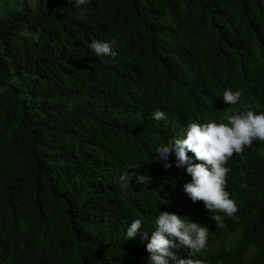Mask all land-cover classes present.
Returning <instances> with one entry per match:
<instances>
[{"label":"trees","instance_id":"trees-1","mask_svg":"<svg viewBox=\"0 0 264 264\" xmlns=\"http://www.w3.org/2000/svg\"><path fill=\"white\" fill-rule=\"evenodd\" d=\"M162 1L90 0V22L116 35L118 51L94 68L61 58L76 34L25 18L24 0L0 12V264H146L126 227L142 220L135 206L152 210L171 186L146 185L123 203L108 180L120 153L129 159L128 146L141 155L144 110L158 104L175 116H204L225 85L264 96V56L256 53H264V0H171L165 25L156 14ZM57 17L60 26L70 22ZM65 108L68 122L50 125ZM229 191L238 217L209 226L201 259L264 264V143L234 159ZM179 253L190 258L187 248Z\"/></svg>","mask_w":264,"mask_h":264},{"label":"clouds","instance_id":"clouds-1","mask_svg":"<svg viewBox=\"0 0 264 264\" xmlns=\"http://www.w3.org/2000/svg\"><path fill=\"white\" fill-rule=\"evenodd\" d=\"M24 2L25 18L76 34L71 45L62 49L61 58L84 61L91 68L118 58L116 35L90 22L96 8L90 0ZM163 3L167 7L173 3L165 0L157 8L156 14L164 22L167 14ZM58 14L70 22L60 26ZM86 25V30L78 29ZM15 27L20 35L29 37L27 27ZM256 53L263 58L262 50ZM139 124L141 155L133 153L132 146L125 152L120 149L131 159L126 160L120 153L123 160L110 172L109 188L123 203L127 194L146 185L168 184L171 189L170 197H160L162 202L152 210L134 207L142 220L135 218L126 227L130 247L141 252L146 264H210L201 259L209 244V226L222 229L224 219L236 220L239 214L229 191L234 159L264 143V96L230 90L225 85L214 93L207 115L175 116L166 107L154 104L144 110ZM241 178H246L243 172ZM181 248L189 250L190 258H178ZM6 254L0 242V261L6 259Z\"/></svg>","mask_w":264,"mask_h":264},{"label":"rangeland","instance_id":"rangeland-1","mask_svg":"<svg viewBox=\"0 0 264 264\" xmlns=\"http://www.w3.org/2000/svg\"><path fill=\"white\" fill-rule=\"evenodd\" d=\"M31 4H34L36 0H28ZM8 2V0H0V12H2V15H5V12H7L8 10H12V9H19L22 5V1L21 0H16L13 4H6ZM65 106L70 107V103H68L67 101H65ZM64 111H56L55 113H53L51 116H49L50 118V122L49 124L52 125L53 127H56L58 125H60V122H68V119L65 117V110ZM45 118H48L47 116ZM43 128H47L45 124L41 125Z\"/></svg>","mask_w":264,"mask_h":264}]
</instances>
